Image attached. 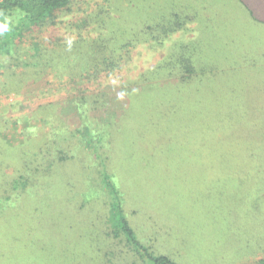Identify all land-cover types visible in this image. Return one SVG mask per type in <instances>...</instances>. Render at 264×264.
<instances>
[{"label": "rangeland", "instance_id": "1", "mask_svg": "<svg viewBox=\"0 0 264 264\" xmlns=\"http://www.w3.org/2000/svg\"><path fill=\"white\" fill-rule=\"evenodd\" d=\"M119 4L130 22L181 11L185 23L158 49L139 44L123 71L91 88L122 96L115 88L157 63L178 39L196 42L197 64L213 70L191 85L163 82L131 99L105 131L104 150L137 237L180 264H258L264 257V0ZM3 70L0 64L2 145L29 151L36 141L49 142L59 122L51 110L34 112L66 97L3 94ZM66 107V123L78 129L76 112ZM96 142L87 141L89 159L74 155L49 166L32 191L1 212L0 264H145L122 239L105 245L107 197L99 171L107 162Z\"/></svg>", "mask_w": 264, "mask_h": 264}, {"label": "trees", "instance_id": "2", "mask_svg": "<svg viewBox=\"0 0 264 264\" xmlns=\"http://www.w3.org/2000/svg\"><path fill=\"white\" fill-rule=\"evenodd\" d=\"M121 11L119 0H0V64L3 75L8 77L7 85L2 84V93L20 95L28 91L34 96L30 100L53 94L66 97L55 103H40L34 112L51 110L50 116H56L59 127L49 142L36 141L26 151L23 145H2L0 137V215L32 191L49 173V166L69 162L74 155L75 159H89L92 146L87 141L95 139L97 153L107 162L99 171L107 197L105 245L122 239L129 251L143 257L145 264H180L168 254L154 252L137 237L116 172L104 150L105 131L131 99L157 91L163 82L191 85L213 70L197 64L196 42L178 39L157 63L115 88L122 96L91 88L99 84L100 78L123 71L139 44L158 49L185 23L181 11L162 13L157 21L152 16L139 17L137 21L132 18L131 22ZM68 15L74 20L64 19ZM49 28L63 29L64 33H37ZM66 104L79 118L78 129L66 123ZM12 150H16V159L11 156ZM11 166L13 171L8 173ZM257 263L264 264V257Z\"/></svg>", "mask_w": 264, "mask_h": 264}]
</instances>
